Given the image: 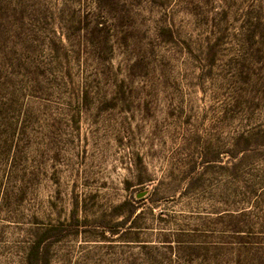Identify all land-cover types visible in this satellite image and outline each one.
Wrapping results in <instances>:
<instances>
[{"label": "rangeland", "instance_id": "1", "mask_svg": "<svg viewBox=\"0 0 264 264\" xmlns=\"http://www.w3.org/2000/svg\"><path fill=\"white\" fill-rule=\"evenodd\" d=\"M37 245L264 264V0H0V264Z\"/></svg>", "mask_w": 264, "mask_h": 264}, {"label": "trees", "instance_id": "2", "mask_svg": "<svg viewBox=\"0 0 264 264\" xmlns=\"http://www.w3.org/2000/svg\"><path fill=\"white\" fill-rule=\"evenodd\" d=\"M38 249H39V245L34 247V249H33L34 251H33V253H31V257L29 259V264H35V255H36Z\"/></svg>", "mask_w": 264, "mask_h": 264}]
</instances>
